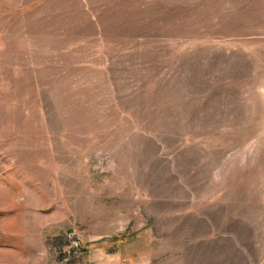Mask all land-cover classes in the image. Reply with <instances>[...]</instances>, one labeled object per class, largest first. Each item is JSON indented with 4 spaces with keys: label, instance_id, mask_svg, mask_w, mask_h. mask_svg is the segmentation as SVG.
Here are the masks:
<instances>
[{
    "label": "rangeland",
    "instance_id": "374dc122",
    "mask_svg": "<svg viewBox=\"0 0 264 264\" xmlns=\"http://www.w3.org/2000/svg\"><path fill=\"white\" fill-rule=\"evenodd\" d=\"M0 264H264V0H0Z\"/></svg>",
    "mask_w": 264,
    "mask_h": 264
}]
</instances>
